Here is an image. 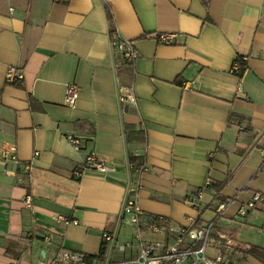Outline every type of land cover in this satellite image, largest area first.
Returning <instances> with one entry per match:
<instances>
[{
    "label": "crops",
    "instance_id": "1",
    "mask_svg": "<svg viewBox=\"0 0 264 264\" xmlns=\"http://www.w3.org/2000/svg\"><path fill=\"white\" fill-rule=\"evenodd\" d=\"M115 33L134 43L133 66L113 68ZM161 34L171 43H160ZM237 58L245 59L240 76ZM9 69L22 71L15 85ZM67 85L79 93L72 109L63 105ZM118 86L133 88L134 106L120 111ZM127 127L144 141L126 142ZM70 134L80 137L78 151ZM11 145L15 160L5 159L0 184V264H45V233L88 257L106 249L105 233L133 242L136 230L118 219L128 186L142 214L183 227L212 223V238L237 245L238 264H264L247 254L264 250V0H0V151ZM90 153L107 170H84ZM141 238L165 240L144 230ZM8 242L27 250L12 259Z\"/></svg>",
    "mask_w": 264,
    "mask_h": 264
},
{
    "label": "built area",
    "instance_id": "2",
    "mask_svg": "<svg viewBox=\"0 0 264 264\" xmlns=\"http://www.w3.org/2000/svg\"><path fill=\"white\" fill-rule=\"evenodd\" d=\"M171 38V35L165 34L157 37L162 44H170ZM110 47L114 69L123 64L133 66L138 58L134 43L119 37L116 33L111 38ZM244 62V58H237L235 61L233 72L237 76H240L245 70ZM21 78V70L9 69L7 71V82L21 80ZM78 94L76 86L67 85L64 90L63 105L67 108H74ZM117 100L120 111H123L125 106H134L136 97L134 96L133 88L131 86H118ZM65 138L74 150L78 151L80 149V137L70 134ZM14 153L15 145H11L8 150L0 151V157L14 161ZM259 154L264 158V146L259 148ZM85 163L84 170L88 171L104 172L108 168L106 163L97 159L91 153L85 159ZM141 170H143V165L138 169V171ZM81 175L82 173H76L78 178ZM208 185V182L205 183V186ZM136 198V191L131 186H128L125 189L118 215L119 220H126L136 230L133 242L120 243L117 240L116 231L103 234L102 241L106 245L108 253L104 261L98 263L91 262L88 256L83 253L56 245L53 236L45 233L41 240L51 253V257L45 264H238L242 258L237 245L226 239L224 235L217 233L214 238L210 236V231L213 227L212 223L205 226H195L196 222L194 220H188V226L183 227L177 226L163 217L146 216L142 214L138 207ZM260 198V194L255 195L253 200L247 204V208H252L254 203ZM223 209L224 204L217 205L214 211V221H216ZM246 211V208L242 207L239 209L238 214L243 216ZM54 220L64 224L75 223L60 216L54 217ZM142 230L152 234H162L165 240L145 241L141 238ZM170 236L173 238L171 239ZM209 249H213L214 255L209 254ZM114 252L121 258L118 262H113L111 258ZM128 253H133L134 257L126 259L125 255ZM9 264L18 263L12 261Z\"/></svg>",
    "mask_w": 264,
    "mask_h": 264
},
{
    "label": "trees",
    "instance_id": "3",
    "mask_svg": "<svg viewBox=\"0 0 264 264\" xmlns=\"http://www.w3.org/2000/svg\"><path fill=\"white\" fill-rule=\"evenodd\" d=\"M107 18L109 20V22L111 21V16L109 13H107ZM243 66H245L243 64ZM18 82H20V80H13L8 82V84L11 85H15ZM127 131V137H126V142L130 143V142H137V141H144V136L142 135V133L140 131H136L133 128L127 127L125 128ZM127 161L128 164H132V166H136L140 163V161L138 159H135L132 156H128L127 157ZM133 170V167H132ZM131 170V171H132ZM217 227V226H216ZM3 249L4 252L7 256H9L12 259L18 260L21 255L26 252L27 247L20 245L18 243H12V242H8L6 244L3 245ZM106 249L103 247V249L101 250V252L95 257H88L90 259L91 262H98V263H102L104 261V259L106 258ZM247 254L261 260L262 262H264V250H260L256 247H250L249 250L247 251Z\"/></svg>",
    "mask_w": 264,
    "mask_h": 264
},
{
    "label": "rangeland",
    "instance_id": "4",
    "mask_svg": "<svg viewBox=\"0 0 264 264\" xmlns=\"http://www.w3.org/2000/svg\"><path fill=\"white\" fill-rule=\"evenodd\" d=\"M0 148H1V146H0ZM4 162H6L5 159H3V158L0 157V166H1V168H0V184L2 183V179L5 177L6 172H8V171H6V169L4 168L5 166H3V163H4ZM132 236H135V233L132 234ZM142 238L153 240V239H159L160 237H159V236H156V235L143 234V235H142Z\"/></svg>",
    "mask_w": 264,
    "mask_h": 264
},
{
    "label": "water",
    "instance_id": "5",
    "mask_svg": "<svg viewBox=\"0 0 264 264\" xmlns=\"http://www.w3.org/2000/svg\"><path fill=\"white\" fill-rule=\"evenodd\" d=\"M41 256H42V257L44 256V251L41 252Z\"/></svg>",
    "mask_w": 264,
    "mask_h": 264
}]
</instances>
